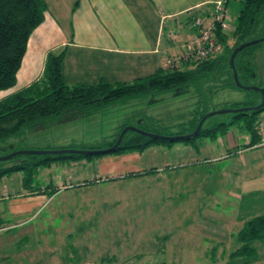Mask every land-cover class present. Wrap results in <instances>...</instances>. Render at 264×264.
<instances>
[{
	"label": "rangeland",
	"instance_id": "obj_1",
	"mask_svg": "<svg viewBox=\"0 0 264 264\" xmlns=\"http://www.w3.org/2000/svg\"><path fill=\"white\" fill-rule=\"evenodd\" d=\"M241 8L240 0L230 1L227 15L234 27ZM257 36L264 39V33ZM242 61H249L254 77L247 80L239 71L241 80L264 88V42L238 55L239 68ZM6 92H0V100ZM251 102L259 105L261 95L237 87L234 75L222 69L205 74L182 92L123 101L65 123L48 121L0 141V158L73 146L89 151L115 141L123 128L137 126L167 137L184 132L201 115H212L203 124L204 130L210 129L233 121V114L219 112L232 106L245 109ZM249 139L244 128L235 125L226 135L197 139L195 145L176 143L81 164L55 163L37 172L34 187L40 190L34 193L23 189V173L4 178L0 196L8 187L15 198L0 201V264L249 263L232 258L245 224L264 216V146L246 149ZM129 155L139 157L141 169L156 173L136 178L145 171L133 167L128 173L102 175L100 160L118 159L103 161L109 172L110 165L132 167L129 159H119ZM5 164L0 162V167ZM89 181L95 183L80 187ZM23 199L29 205L41 204L15 215L10 201ZM252 246L257 255L250 263L264 264V241Z\"/></svg>",
	"mask_w": 264,
	"mask_h": 264
},
{
	"label": "trees",
	"instance_id": "obj_2",
	"mask_svg": "<svg viewBox=\"0 0 264 264\" xmlns=\"http://www.w3.org/2000/svg\"><path fill=\"white\" fill-rule=\"evenodd\" d=\"M229 2L226 5L227 9ZM240 3L242 8L237 25L229 36L220 38L224 50L217 58L208 61L183 62L174 68L166 69L163 67L154 75L131 83L109 84L101 81L96 85L70 86L66 83L63 74V63L67 55L66 49L60 52H50L43 74L38 80L0 100V141L25 135L31 130L42 127L48 121L57 120L59 123H65L95 115L123 101L146 96L156 97L169 92H182L185 87L195 83L209 72L215 73L223 69V73L230 72L234 75L231 66V57L234 51L242 44L259 39L257 34L264 33V0H240ZM47 11L48 6L45 0H0V92L12 89L17 85L18 74L27 53L31 35L43 24ZM233 39H235V43L231 45ZM238 55L235 65L239 82L242 86L250 87L241 80L239 71L247 80L254 77L252 76L254 72L249 69V61L246 63L242 61L244 64L240 68L238 67ZM235 84L239 87L236 80ZM259 105L254 102L246 103L245 109L255 108ZM230 109L239 110L241 108L232 106ZM263 114L264 107L260 110L251 109L233 113V121L229 124H220L204 130V123L200 132L190 140L171 141L129 131L125 134L120 147L115 152L105 155L88 153L84 146L65 148L64 150L71 152L58 155H18L0 167V182L6 177L23 173V189L34 193L40 190L34 187L37 172L42 168H50L55 163L81 164L85 161L92 162L104 156L144 153L152 147H172L176 143L195 145L197 139L208 137L215 140L219 133L224 136L235 125H241L250 136V143L246 149H252L262 145L259 127ZM203 118L204 115L194 117L184 132L167 137L192 135ZM136 128L157 136H163L157 130L151 131L142 126ZM124 129L126 128L120 131L118 138ZM118 138L110 144L104 145V147H91L89 151L108 150L117 143ZM155 171L137 174L136 178L155 174ZM94 183V181L85 182L80 184V187ZM5 188L8 190V187H4V190ZM47 192L49 191H44V193ZM50 192L55 193V191ZM238 240L240 247L232 253V258H243L251 262L257 255L252 244L257 241H264V216L248 221L240 232ZM250 262L247 264H251Z\"/></svg>",
	"mask_w": 264,
	"mask_h": 264
},
{
	"label": "crops",
	"instance_id": "obj_3",
	"mask_svg": "<svg viewBox=\"0 0 264 264\" xmlns=\"http://www.w3.org/2000/svg\"><path fill=\"white\" fill-rule=\"evenodd\" d=\"M218 1L45 0L48 6L45 21L31 35L17 85L3 98L38 80L49 53L63 49L67 51L63 74L70 86L96 85L101 81L131 83L152 76L163 68L167 57L183 50L194 34V18L210 14ZM138 158L119 157L121 161L129 159L133 166L110 165L109 172L103 161L115 163L118 159L100 160L102 175L118 174L117 170L124 174L133 167L140 168ZM27 200L10 201L15 215L41 204L29 205Z\"/></svg>",
	"mask_w": 264,
	"mask_h": 264
},
{
	"label": "built area",
	"instance_id": "obj_4",
	"mask_svg": "<svg viewBox=\"0 0 264 264\" xmlns=\"http://www.w3.org/2000/svg\"><path fill=\"white\" fill-rule=\"evenodd\" d=\"M229 1L220 0L210 14L194 18V34L188 38L182 51L164 60V68H174L188 61H208L222 54L224 45L220 38L229 36L234 29L227 15L226 5ZM259 131L264 145V120L261 121ZM12 197L15 198L5 188L0 201L10 200Z\"/></svg>",
	"mask_w": 264,
	"mask_h": 264
},
{
	"label": "water",
	"instance_id": "obj_5",
	"mask_svg": "<svg viewBox=\"0 0 264 264\" xmlns=\"http://www.w3.org/2000/svg\"><path fill=\"white\" fill-rule=\"evenodd\" d=\"M262 42H264V39L254 40V41H250L248 43L242 44L240 47H238L234 51V53H233V55L231 57V66H232L234 77H235V80H236L238 86L242 87L244 89H247V90H249V89L250 90H254L256 92H259L262 95V103L259 106L255 107V108H251V109H255V110H260L261 108L264 107V88L242 86L240 84V82H239V77H238V72H237L236 65H235V60H236L237 55L241 51H243L244 49H246L248 47L257 45L259 43H262ZM251 109L226 110V111L219 112V113H230V114H233V113H237V112H240V111H245V110L248 111V110H251ZM211 116L212 115L204 117L203 120L200 122V124H199L198 128L196 129V131L192 135H189V136H179V137L157 136V135H154V134H151V133H147V132L138 130L137 128H126V129L123 130V132L119 136L117 143L113 147H111L110 149H108V150H93V151H88V153L97 154V155H99V154L105 155V154H108V153L115 152L118 149V147H120L125 134L128 133L129 131L137 132V133H139L141 135H145V136H148V137H155V138L166 139V140H171V141L179 140V139L190 140L192 137L196 136L200 132V130L203 127L204 122ZM67 152H71V151H68V150H59V151H45V150H41V151H23V152H17V153L11 154V155H9L7 157L0 158V162L8 161V160H10V159H12V158H14V157H16L18 155H46V154L58 155V154H63V153H67Z\"/></svg>",
	"mask_w": 264,
	"mask_h": 264
}]
</instances>
